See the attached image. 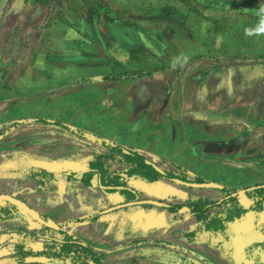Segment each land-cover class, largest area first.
<instances>
[{"label":"crops","instance_id":"1","mask_svg":"<svg viewBox=\"0 0 264 264\" xmlns=\"http://www.w3.org/2000/svg\"><path fill=\"white\" fill-rule=\"evenodd\" d=\"M106 1L129 7L137 3L140 7L132 9L136 18L156 20V0ZM84 9L87 17L81 14ZM105 9L90 4L75 8L67 0H0V144L13 134L25 133L17 145L24 146V152L9 153L0 145V194L47 215L93 247L106 264H175L179 256H198L211 264H264V207L224 220L226 205L222 204L199 220L186 206L188 198L218 200L225 195L221 188L186 186L165 178L146 182L129 175L128 165L107 159L108 173L118 172L124 181L120 186H106L104 192L95 177L90 179L92 184L81 178L92 157L107 148L93 151L65 172L49 166L50 158L33 157L27 150L44 147L50 128L59 136L58 126L34 121L38 118L66 123L88 134L82 137L102 144L96 134L99 130L95 131L98 126L83 120L77 127L71 119H63L58 104L50 103L89 80L86 86L102 84L115 93L124 89L122 102L113 101V92L105 94L108 105L103 108L118 111L107 119L124 125L121 142L102 136L107 142L134 151L161 169L175 173L171 164L180 166L191 179L197 176L230 189L264 182V103L257 101L264 95V54L233 61L232 66L208 61L199 72L192 73L191 68L181 74L180 80L177 73L182 67L189 69V63L177 65L161 54L162 46L153 38L159 35L154 26L128 24ZM105 12L108 18H103L102 31L98 26ZM77 14L81 23L74 28L69 19ZM115 30L125 37H115ZM156 68L163 69L133 78L104 79L113 71ZM173 68V83L178 80L180 87L169 89L168 84L163 89ZM190 80L195 84L189 85ZM239 80L243 90L238 92ZM224 99L231 101V108ZM15 120L19 124L13 125ZM125 188L135 190V199L128 201L133 204L126 202ZM163 192L169 199L157 200L155 194ZM237 193V200L248 207L249 198ZM23 228L27 226L20 220H0V264L28 263L4 246L10 236L21 238L16 230Z\"/></svg>","mask_w":264,"mask_h":264},{"label":"rangeland","instance_id":"2","mask_svg":"<svg viewBox=\"0 0 264 264\" xmlns=\"http://www.w3.org/2000/svg\"><path fill=\"white\" fill-rule=\"evenodd\" d=\"M80 2L67 0V3L75 8H78L81 4L82 6L88 4L90 6L96 5V8L98 6H104L106 7L105 10H113L116 12L117 17L124 18V20L127 19L125 21L128 24H141L148 29L154 26L156 32H159V35H153V38L156 40V45L160 43L162 46V51L164 52H161V54L163 55L164 53L169 61L179 62L177 65L184 62L189 63V69L182 67L179 73H177L176 76H180V80L183 78L182 75L186 74L191 68H194L192 73L199 72L202 66L208 64V61L223 62L232 66L233 61L254 59L256 56L264 54V0H156V20L152 18H141L142 16L136 18L132 9L140 7L137 3H133L134 5L132 7L130 5L129 7L127 4L109 3L106 0H98L96 4L91 0ZM84 11L85 9L82 12L79 11L78 14L81 12L83 16L87 17V15H84ZM78 14L69 19L70 24L74 28L75 26L79 27L81 23ZM100 15V18L103 19L107 17L108 13L105 12ZM104 21V19L103 21L100 20L98 26L102 31H105ZM51 22L55 24V20L52 18ZM118 35L122 36V38L125 37V35L115 30L114 36L118 37ZM147 43L152 51L156 49L154 45L149 42ZM118 52L114 48V54L117 57H119ZM156 53L158 54L157 49ZM100 55L104 57L103 52ZM119 58L121 59V56ZM169 73L170 76L168 79L165 78L163 87L162 85H157L159 89L160 87L163 89L166 88L168 84L169 89L173 86L180 87V84L177 85V82H179L177 79V82L173 83L176 73L175 68L169 70ZM88 81L79 84L74 90L62 94L59 98L53 99L50 103L58 104L61 111L64 112L63 119H71L72 122L74 121L76 123L74 125L77 127L79 125L82 126L83 120L98 126L97 128L95 127V131L99 130L100 134L98 132L96 134L100 140H105L103 137L108 136L114 138L115 141L121 142V133L123 132L120 131L124 127L123 123H118L117 121L114 123L111 119H107L110 114L118 113V111L103 107L108 105L105 94L113 92V97H111L113 101L122 102L124 89L120 88L115 93V90L103 89L102 84H97L98 86L96 84L86 86L85 84L89 83ZM194 82L190 80L188 84L194 85ZM236 89L238 92L243 90L242 80H239ZM127 92L130 95L131 89ZM224 100L225 106L231 108V101ZM210 101L212 103L214 99ZM257 101L258 103H264V95H261ZM37 103L38 100H35L34 107ZM98 104L100 105L98 106ZM77 106H79L78 109ZM112 118L116 119V116H112ZM54 131L56 130L49 129V132H52V134H48V140L44 143V147L38 145L27 148L33 154V157L39 155V157L45 156L50 158L49 166L53 168L58 167L64 172L73 170L74 163L88 158L93 151H106V147L103 144L96 143L88 137L78 136V134L74 133L70 134V138H68V136H62L64 135L61 133L62 130H59V136H54ZM19 133L21 135L20 137L18 133L13 134L11 137L6 138L5 142L0 145H4L8 152H16L18 150L24 152L25 147H17V145L19 141L22 142L24 140L25 133ZM96 137L93 138L96 139ZM171 168H173L172 171L177 175L185 176L189 180H192L189 174L183 172L185 168L182 169L183 167L181 168L180 166L176 168V165L173 164H171ZM155 196L160 201L169 199L166 198L165 192L161 193V195L156 193ZM18 228L22 227L19 226ZM28 228L30 232H37L36 227L28 226ZM18 240L19 238L10 239L6 241L4 246L6 248L12 246ZM27 242L33 248L32 253L40 252L42 248L37 247V245L44 244L43 240L34 235L29 237ZM27 264L39 263L28 261Z\"/></svg>","mask_w":264,"mask_h":264},{"label":"trees","instance_id":"3","mask_svg":"<svg viewBox=\"0 0 264 264\" xmlns=\"http://www.w3.org/2000/svg\"><path fill=\"white\" fill-rule=\"evenodd\" d=\"M264 58V57H262ZM261 59V57H260ZM262 61V60H261ZM163 68H156V70H137V71H129V72H109L104 76V79L107 80H117V79H126L133 78L143 74H151L154 71H160ZM34 121L47 123L50 125L58 126L60 130H62V134H66L69 136L70 134H78L81 136H85L86 132H82L77 128H73L72 126L62 123L59 121H51L48 119L38 118ZM19 124L18 120L13 122V125ZM263 125V124H260ZM97 138V137H96ZM100 140V139H99ZM100 142L107 148V152H98L92 157L89 161V167L86 172L82 175V182L85 184H91L90 179L93 177L96 178L97 184L104 186H120L123 185L122 176L118 172L109 171V166L106 164L107 159H111L116 162L124 163L129 166L127 172L129 175H135L136 177L146 181L152 182L157 181L159 178H165L168 180H173L175 178L181 179L183 181H194V182H203L205 181L202 178L194 176L192 180L187 179L185 176H179L171 171L161 169L159 166L154 163L148 161L144 156L131 151L129 149H125L124 147L112 143L107 142L106 140H100ZM114 189V188H113ZM126 202L132 201L136 197V192L132 188H125ZM244 194L250 200V205L248 207H244L238 200L236 192L238 190L230 189L226 186L221 188V191L225 192L223 198L218 200H208L206 198H188L189 200L186 202V206L190 209L192 215L196 216L199 220L207 218V213L214 206L226 205L224 212L226 219H231V217L238 218L243 215L246 211L251 210L255 212L261 211L264 207V182L255 184L251 187L244 188ZM235 193V194H234ZM6 207H0V211L4 214V217H9L11 220H21L19 212L15 211V207L6 202ZM228 204V205H227ZM168 207H170L168 205ZM9 208L14 209L12 212ZM4 217H0L3 219ZM45 232L48 233L49 236L43 237L50 241L46 246L49 249H52L54 254L48 255L49 257H44L46 259L44 264H106L102 258V256L96 252L92 247L80 241L76 236L71 233L64 231L63 229H55L51 227H44ZM48 231V232H47ZM22 236H38V234L34 232H30L28 230H18ZM54 233V235H53ZM54 236V238H53ZM56 237V238H55ZM19 249L20 256L18 257L20 261H25L24 257L29 253H25V244L21 242V244L17 245ZM50 251V252H52ZM56 254V255H55ZM52 260H56L53 261ZM190 264H211L207 260L201 259L198 256H194L193 260Z\"/></svg>","mask_w":264,"mask_h":264},{"label":"flooded vegetation","instance_id":"4","mask_svg":"<svg viewBox=\"0 0 264 264\" xmlns=\"http://www.w3.org/2000/svg\"><path fill=\"white\" fill-rule=\"evenodd\" d=\"M91 184H92V182H91ZM99 186H101L100 188L105 192V191H107V187L106 186H102V185H100V184H97V187H99ZM10 204V203H9ZM12 205V204H11ZM6 207L7 206V204L5 203V201H3V202H0V207ZM12 206H14V205H12ZM15 207V206H14ZM16 209H15V211H17V212H19V214H20V216L22 217V219L20 220L21 222H23L24 224H25V226H27V228L26 229H18V230H28L29 228H28V226H32V227H36V229H37V232H36V234H38V236H36L37 238H40L41 240H43V242H44V244H41V245H37V247H41L42 248V250L40 251V252H38V253H32L31 251L33 250V248H32V246H30L29 244H28V242H27V239L29 238V237H31V236H28V237H26V236H22L21 234H19L20 232H18V230H16V234H18V235H21L20 237L21 238H19V240L18 241H16L15 243H13V245L12 246H9V249H10V251H12V252H14V254H16L18 257L20 256V251H19V249L17 248V245L18 244H21V242H23L24 244H25V253L26 252H28L29 254L27 255V256H25L24 258V260L25 261H30V260H32V262H34V263H39V264H44V263H42V262H39V261H36V260H34L35 258H39V257H42V258H44V257H49L48 255H50V254H54V252L52 251V249H49L47 246H46V244H49L50 243V241L48 240V239H45V238H43V237H47V236H49L48 235V233H46L45 231V229H44V227H49V226H46V225H44L43 223H40V222H38L37 220H33L31 217H29L28 216V214H26V213H24L22 210H20L19 208H17V207H15ZM12 212L14 211V209H12V208H9ZM247 212V211H246ZM245 212V213H246ZM40 213V212H39ZM40 215L43 217V218H47L48 216L47 215H43V214H41L40 213ZM259 215V214H258ZM0 217H4V214L0 211ZM48 218H50V217H48ZM4 219H8V220H11V219H9V217H4L3 218V220ZM0 220H2V219H0ZM58 225V224H57ZM52 228V227H51ZM59 228H61L59 225H58V229ZM62 229V228H61ZM64 230V229H63ZM29 231V230H28ZM64 231H66V230H64ZM257 231L259 232V228L257 229L256 227L254 228V233H255V235L258 237V233H257ZM10 232V231H9ZM13 232V231H12ZM48 232V231H47ZM67 232V231H66ZM69 233V232H68ZM260 235V234H259ZM75 236V235H74ZM261 236V235H260ZM13 236H10V237H8V239L10 240V239H13L12 238ZM77 237V236H76ZM53 238H54V236H53ZM56 238V237H55ZM78 238V237H77ZM79 239V238H78ZM80 241H82L81 239H79ZM82 242H84V241H82ZM85 243V242H84ZM86 244V243H85ZM88 245V244H87ZM91 247V246H90ZM93 248V247H92ZM94 249V248H93ZM95 250V249H94ZM50 251H52V252H50ZM56 255V254H55ZM185 256V255H184ZM17 257V258H18ZM18 260L20 261V259L18 258ZM179 260H180V262H178V263H175V264H190L191 263V261L193 260V259H189V258H187V257H180L179 256ZM53 261H56V260H52V262ZM24 262V261H23ZM209 262V261H208ZM49 263H51V262H49ZM49 263H47V264H49Z\"/></svg>","mask_w":264,"mask_h":264},{"label":"water","instance_id":"5","mask_svg":"<svg viewBox=\"0 0 264 264\" xmlns=\"http://www.w3.org/2000/svg\"><path fill=\"white\" fill-rule=\"evenodd\" d=\"M174 181L186 185V186H193V187H212V188H222L223 186L215 183V182H188V181H183L181 179L175 178ZM142 180H141V184H142ZM244 189L238 190L237 194L240 193H244ZM0 201H6L9 202L10 204L14 205L15 207L19 208L20 210H22L24 213L28 214L29 217H31L33 220H37L40 223H43L46 226L58 229V225L51 219V218H43L40 213L36 210H34L33 208L29 207L28 205H26L24 202H22L21 200H19L18 198H15L13 196L7 195V194H0ZM148 202L151 203H156L152 200H147ZM129 203V202H128ZM127 203V204H128ZM161 203V202H159ZM133 204V202H130L128 205ZM34 260L39 261V262H45L46 259L39 257V258H35Z\"/></svg>","mask_w":264,"mask_h":264}]
</instances>
